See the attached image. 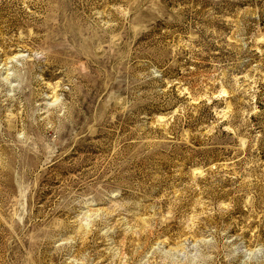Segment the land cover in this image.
<instances>
[{"label":"rangeland","instance_id":"rangeland-1","mask_svg":"<svg viewBox=\"0 0 264 264\" xmlns=\"http://www.w3.org/2000/svg\"><path fill=\"white\" fill-rule=\"evenodd\" d=\"M0 264H264V0H0Z\"/></svg>","mask_w":264,"mask_h":264}]
</instances>
